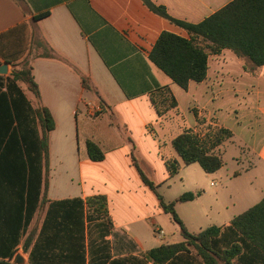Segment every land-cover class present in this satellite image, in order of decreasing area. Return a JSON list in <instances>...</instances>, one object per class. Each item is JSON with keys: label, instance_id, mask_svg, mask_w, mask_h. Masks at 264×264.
Here are the masks:
<instances>
[{"label": "crops", "instance_id": "0c3cea01", "mask_svg": "<svg viewBox=\"0 0 264 264\" xmlns=\"http://www.w3.org/2000/svg\"><path fill=\"white\" fill-rule=\"evenodd\" d=\"M149 1L164 7L176 20L198 23L231 0ZM42 13L47 15L33 20ZM21 24L26 26L25 46L18 60L28 50L32 55L42 53L43 49L35 46L43 40L64 61L37 57L31 63L41 103L54 121L49 134L48 188L46 202L21 228L10 263L17 254L28 264L30 249L23 252L22 242L29 233H33L29 247L35 243L41 256L38 264H80L76 259L79 251L83 264H151L144 252L181 242V236L180 241L167 242L157 223V218L167 214L158 207L155 194L142 182L137 168L149 181L156 171L168 176L165 157L179 160L171 140L184 128L199 131L202 126L197 128L192 109L206 122L213 118L215 126L230 130L233 136L229 142L235 138L244 141L264 163V65L255 75L249 74L234 54L222 50L208 58L203 81H190L181 89L149 62L148 54L161 32L182 37L186 33L151 12L141 0H0V65L6 63L1 54L11 51L13 29ZM6 65L7 73L0 76L9 75L11 66ZM81 79L89 89L82 87ZM153 82L169 88L178 113L171 110L157 116L148 94ZM23 93L33 109V97ZM225 98L231 99L233 106L223 119L219 113ZM14 131L18 132V126L12 113L6 102L0 101V223L9 221L12 207L20 204L22 190H26L27 157L18 133L13 137ZM86 140L98 145L102 161L89 160ZM41 171L43 174V167ZM84 171L105 176L92 177L87 190ZM165 181L151 182L159 187ZM96 194L106 197L109 228L98 220L87 221L83 212L81 233L49 230V226L43 230L49 203L75 198L84 201ZM60 208L53 210H64ZM170 226L174 230V224ZM146 236L155 242L152 247L145 246ZM189 256L166 264H187Z\"/></svg>", "mask_w": 264, "mask_h": 264}, {"label": "trees", "instance_id": "16d2710c", "mask_svg": "<svg viewBox=\"0 0 264 264\" xmlns=\"http://www.w3.org/2000/svg\"><path fill=\"white\" fill-rule=\"evenodd\" d=\"M141 1L151 12L186 33V37H182L161 32L148 54L149 62L181 89L185 90L190 81H203L208 69V58L220 54L222 50H229L234 54L241 62L243 71L249 74L255 75L264 65V0H231L198 23L176 20L166 13L164 7L156 6L149 0ZM46 15L47 13L35 15L33 20ZM25 27L21 24L13 29L15 37L11 51L1 54L11 68L7 77L0 76V101L6 102L7 110L12 113V121L18 126V132L14 131L13 137L18 133L20 148L27 157L28 175L20 204L12 207L9 221L0 223V264H11L9 260L19 243L21 228L30 221L36 209L46 202L49 134L54 129V121L41 103L31 63L37 57L64 61L43 40L37 41L35 46L43 49L42 53L32 55L31 50H28L18 60L20 51L25 46ZM81 84L84 89H89L86 80L81 79ZM23 91L33 97V109ZM148 94L157 116L171 110L178 113L177 102L166 85L160 86L153 82ZM192 114L197 128L206 122L204 117L198 116L196 109H192ZM232 136V132L223 127L211 128L206 133L184 128L170 142L180 161L174 157L164 161L168 176H175L182 166L191 164H197L206 174L216 172L222 166V159L214 150ZM85 149L90 161H102L103 153L93 141L86 140ZM137 169L142 182L155 194L158 207L168 215L182 237L181 242L162 244L144 252L145 259L151 264H166L187 254H191L187 264H264V195L256 204L232 218L227 226H208L197 233H191L178 217L175 204L193 201L200 194L184 192L175 200L165 202L157 192L158 186ZM23 191H26L25 196ZM57 207L64 210H53ZM83 212L87 221L98 220L106 228L110 227L106 197L96 194L86 197L84 201L75 198L49 203V216L43 230L49 226V230L59 228L81 233ZM32 237L33 233H29L24 238L22 249L23 252L30 249L28 264H38L41 256L37 253L36 244L29 247ZM76 259L83 264L82 251L76 253Z\"/></svg>", "mask_w": 264, "mask_h": 264}, {"label": "rangeland", "instance_id": "374dc122", "mask_svg": "<svg viewBox=\"0 0 264 264\" xmlns=\"http://www.w3.org/2000/svg\"><path fill=\"white\" fill-rule=\"evenodd\" d=\"M231 106V99L225 98L219 117L224 119ZM181 110H184L183 104ZM227 120L228 123L231 122L229 118ZM213 123L214 119L210 118L209 122L201 126L200 131L206 133L211 128L218 127ZM230 139L214 150L221 157L222 166L212 174H206L197 164H191L182 166L170 179L168 176L163 177L159 171L151 175V181L155 184L163 178L166 180L157 188L165 202L175 200L184 192L200 194L193 201L175 205L178 217L191 233H197L208 226H222L228 218L242 213L264 195V163L244 141L235 138L231 143ZM168 159L169 157H165V160ZM100 176L105 175L99 171H84L87 190L92 183L91 178ZM157 223L162 226L167 242L181 240L176 225L172 230L170 225L173 224L167 215L157 218ZM154 243L151 236H146L145 246L152 247Z\"/></svg>", "mask_w": 264, "mask_h": 264}, {"label": "water", "instance_id": "95a60500", "mask_svg": "<svg viewBox=\"0 0 264 264\" xmlns=\"http://www.w3.org/2000/svg\"><path fill=\"white\" fill-rule=\"evenodd\" d=\"M6 73H7V65L6 63H3L0 65V75H5ZM11 264H23V261L20 258V256L16 254Z\"/></svg>", "mask_w": 264, "mask_h": 264}, {"label": "built area", "instance_id": "2783aa9c", "mask_svg": "<svg viewBox=\"0 0 264 264\" xmlns=\"http://www.w3.org/2000/svg\"><path fill=\"white\" fill-rule=\"evenodd\" d=\"M91 111H92V113H94V112H95V111H94V109H92ZM158 233H159V234H161V231H158Z\"/></svg>", "mask_w": 264, "mask_h": 264}]
</instances>
